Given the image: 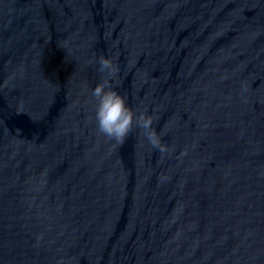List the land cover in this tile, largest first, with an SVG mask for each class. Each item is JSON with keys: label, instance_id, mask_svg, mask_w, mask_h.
Segmentation results:
<instances>
[{"label": "water", "instance_id": "obj_1", "mask_svg": "<svg viewBox=\"0 0 264 264\" xmlns=\"http://www.w3.org/2000/svg\"><path fill=\"white\" fill-rule=\"evenodd\" d=\"M0 264H264V0H0Z\"/></svg>", "mask_w": 264, "mask_h": 264}, {"label": "clouds", "instance_id": "obj_2", "mask_svg": "<svg viewBox=\"0 0 264 264\" xmlns=\"http://www.w3.org/2000/svg\"><path fill=\"white\" fill-rule=\"evenodd\" d=\"M99 72H107L103 82L95 87L92 95L98 101L96 121L99 131L110 139L123 144L126 137L133 131L134 126L143 130V134L153 148L161 154L170 149L161 143L160 137L152 127L153 118L145 114L137 116L126 106L125 99L110 89V78L117 75L119 69L113 62L103 56L99 59Z\"/></svg>", "mask_w": 264, "mask_h": 264}]
</instances>
